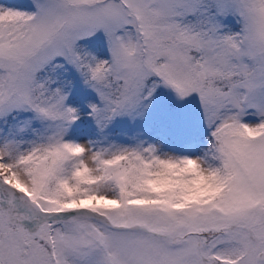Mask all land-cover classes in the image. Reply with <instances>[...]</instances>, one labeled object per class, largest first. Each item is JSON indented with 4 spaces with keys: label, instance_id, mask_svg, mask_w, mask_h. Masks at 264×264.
Segmentation results:
<instances>
[{
    "label": "snow or ice",
    "instance_id": "obj_1",
    "mask_svg": "<svg viewBox=\"0 0 264 264\" xmlns=\"http://www.w3.org/2000/svg\"><path fill=\"white\" fill-rule=\"evenodd\" d=\"M0 264H264V0H0Z\"/></svg>",
    "mask_w": 264,
    "mask_h": 264
},
{
    "label": "rangeland",
    "instance_id": "obj_2",
    "mask_svg": "<svg viewBox=\"0 0 264 264\" xmlns=\"http://www.w3.org/2000/svg\"><path fill=\"white\" fill-rule=\"evenodd\" d=\"M19 2V0H14ZM78 99H84L79 105L83 107L84 102L91 98V94L78 91ZM150 121L159 132L154 139L162 140L165 148H172L181 151L186 146L189 147L195 137L205 134L199 119L198 103L194 98H187L183 101L176 99L173 93L163 88L159 89L152 101L151 107L145 120L134 126L126 123H117L114 131L127 130L133 131L136 127L145 129L146 134L151 130ZM85 131L90 132L91 122L82 120L80 122ZM186 148V149H187Z\"/></svg>",
    "mask_w": 264,
    "mask_h": 264
},
{
    "label": "trees",
    "instance_id": "obj_3",
    "mask_svg": "<svg viewBox=\"0 0 264 264\" xmlns=\"http://www.w3.org/2000/svg\"><path fill=\"white\" fill-rule=\"evenodd\" d=\"M9 3H18V2L14 1V0H9ZM82 100H84V99H80V100H79L78 97H77L76 95H74L70 102L73 103V104L75 105V104H80V102H81ZM150 129H151V130H150V132H149L147 135H148L150 138L154 139V136H155L156 134H158V132H157L155 126H154L152 123H150ZM77 131H80V132H88V131H85V130L82 128V124H81V123H79V124L77 125ZM203 135H204V134L201 133V136H198V137L194 138L192 142H189V146H190V144H193L194 141H195L196 139H198V138H202ZM183 150H185V149H183Z\"/></svg>",
    "mask_w": 264,
    "mask_h": 264
}]
</instances>
